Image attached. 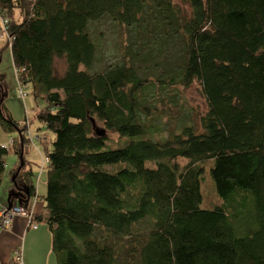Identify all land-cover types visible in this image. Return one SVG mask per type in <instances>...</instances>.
Segmentation results:
<instances>
[{
    "label": "trees",
    "instance_id": "16d2710c",
    "mask_svg": "<svg viewBox=\"0 0 264 264\" xmlns=\"http://www.w3.org/2000/svg\"><path fill=\"white\" fill-rule=\"evenodd\" d=\"M0 11L10 37L0 62L9 47L39 100L33 119L53 134L42 142L45 212L33 219L57 264H264V0H0ZM103 17L126 41L120 60L93 70L88 24ZM194 81L201 130L181 120L178 133L147 137L158 104L182 108ZM6 90L0 73V126L18 155L6 206L26 208L29 121L11 117ZM107 133L127 141L107 148ZM7 153L0 144V179ZM205 159L223 199L212 209L199 206Z\"/></svg>",
    "mask_w": 264,
    "mask_h": 264
},
{
    "label": "rangeland",
    "instance_id": "374dc122",
    "mask_svg": "<svg viewBox=\"0 0 264 264\" xmlns=\"http://www.w3.org/2000/svg\"><path fill=\"white\" fill-rule=\"evenodd\" d=\"M88 32L96 46V59L92 67L93 70L102 69L106 64L113 63L121 59L122 49L126 41L125 27L123 25L107 17H103L102 19L89 22ZM4 41V38L0 39V45L3 44ZM6 54L7 53H5L4 56H6ZM54 67L56 72L62 73L65 68L64 60L62 58H56L54 60ZM24 90L26 92L25 100L27 101L28 108L30 109L27 120H29L28 131L32 138V141L29 142L28 146H24V158H31L35 162L36 158H39V156L36 157L34 155V150H32L36 146L35 144H40L38 146H40L42 155L44 156L43 143H38V140L35 137V134L37 132L39 133L38 128L41 125H39V123L33 119L35 109L39 106V100L30 93L29 86H27V88L25 87ZM6 92V94H8V86ZM182 96L183 97L179 99V102L183 104L182 108L177 106L174 107L172 106L173 104H170V106H163L161 103L158 104L160 111L158 114H156V117L153 120V123L158 126V130L148 131L146 134L147 137L153 139H163L172 132L178 133L181 120L186 123H195L196 129L198 131L201 130V125L198 119L199 116L206 110V102L201 94L200 86L197 81H194L187 88L182 89ZM184 115H187V117L183 118ZM95 128H100V123L95 122ZM47 134V138L51 139L53 136L52 132L48 131ZM11 135L12 134L4 132L0 126V144H4L8 147V142L10 139L9 137ZM126 141V137H119L115 133H107L106 147L120 148L124 146ZM49 142L50 140H48V143ZM179 162L184 164L186 160H184V158H180ZM17 163L18 155L14 153L11 147H8V153L5 156V167L10 169L12 172V169L16 167ZM151 163V161L146 162L147 165H151ZM212 163L213 159H205L203 164L204 170L200 176V191L202 199L199 206L202 209H212L215 206L223 203V199L217 194L214 182L209 174V168L211 167ZM5 170L0 179V205L6 201L10 186L12 184L10 178L11 176H9ZM35 175H37V173ZM246 211V214L250 211L249 203L246 207ZM20 250L21 261L22 256L24 259H29L31 261L36 259L33 248L31 245H28L27 242L24 243L23 248L21 247ZM47 250V245L41 247V251L43 253L47 252ZM44 258L45 255H42L40 259L41 262H45L46 259Z\"/></svg>",
    "mask_w": 264,
    "mask_h": 264
},
{
    "label": "crops",
    "instance_id": "0c3cea01",
    "mask_svg": "<svg viewBox=\"0 0 264 264\" xmlns=\"http://www.w3.org/2000/svg\"><path fill=\"white\" fill-rule=\"evenodd\" d=\"M5 42V41H4ZM3 42V43H4ZM2 45V44H1ZM6 56H4V54ZM0 73L4 76L6 84L8 86V94L4 100L5 107L9 111L11 117L19 121H29L27 116L30 112L28 108L27 101L25 100V95L20 96V84L16 76V70L14 68L10 48L7 47L2 52L1 62H0ZM7 93V92H6ZM37 109V108H36ZM35 109V111H36ZM40 125V124H39ZM39 133L35 134L38 143L50 140L47 138L48 130L43 126H39ZM12 138V135L9 137ZM29 142V141H28ZM36 146L32 149L34 150V155L36 158L34 162L31 158H25V169L30 168L33 172L32 183L34 185L35 194L30 197L27 205V209L32 213L33 217L45 212L44 203L42 197L45 194V165L43 163V155L41 152L40 144H35ZM27 146V145H26ZM31 153V152H30ZM26 155V154H25ZM28 155V154H27ZM30 155V154H29ZM39 160V162H38ZM5 172L10 176L11 170L5 167ZM17 169V165L12 172ZM37 173V175H35ZM11 178V177H10ZM43 178V181H42ZM7 203V199L0 209L3 208ZM36 221V220H35ZM37 227L32 228L28 225V220L21 215L14 216L10 224L5 228H0V264L7 262L11 259L16 251H21L20 248L24 246L27 242L33 248L34 256L36 259L33 261L24 259L22 256V264H57L56 257L51 249V233L47 229L46 225L42 221H36ZM47 245V252L43 253L41 247ZM45 255V262H41V256ZM53 255V256H52Z\"/></svg>",
    "mask_w": 264,
    "mask_h": 264
},
{
    "label": "built area",
    "instance_id": "2783aa9c",
    "mask_svg": "<svg viewBox=\"0 0 264 264\" xmlns=\"http://www.w3.org/2000/svg\"><path fill=\"white\" fill-rule=\"evenodd\" d=\"M7 23H8V18L5 15H3L0 11V39L4 38L5 41L9 43L10 37L7 32ZM24 88L25 87L20 86V91H19L20 96H24L26 94ZM27 135L29 138L28 141L31 142L32 138L28 129H27ZM29 142L26 144L27 146ZM12 143H13L12 139L10 138L8 142V147L12 148ZM2 146H4L8 150V147L6 145L2 144ZM43 163H47V159L45 157H43ZM17 215L24 216L28 220V225L31 226L32 228L37 227V223L33 219L32 213L27 208L17 203H12L10 207L5 205L3 208L0 209V227L2 228L7 227L10 224L13 217ZM14 257L17 259V264H22L20 251H16Z\"/></svg>",
    "mask_w": 264,
    "mask_h": 264
},
{
    "label": "water",
    "instance_id": "95a60500",
    "mask_svg": "<svg viewBox=\"0 0 264 264\" xmlns=\"http://www.w3.org/2000/svg\"><path fill=\"white\" fill-rule=\"evenodd\" d=\"M96 134H97V135H101V134H103V130H99V129H97V130H96ZM20 158H21V155H20ZM14 177H15V174L11 177V179L14 180ZM18 192H19L18 190H15V192L13 193L14 196L17 197ZM25 192H27V190H25ZM8 197H9V196H8ZM7 201H8V199H7ZM11 205H12V203H11V202H8V207H10Z\"/></svg>",
    "mask_w": 264,
    "mask_h": 264
}]
</instances>
